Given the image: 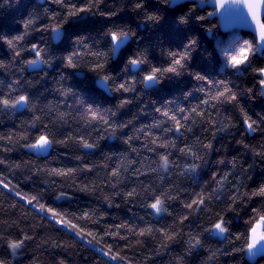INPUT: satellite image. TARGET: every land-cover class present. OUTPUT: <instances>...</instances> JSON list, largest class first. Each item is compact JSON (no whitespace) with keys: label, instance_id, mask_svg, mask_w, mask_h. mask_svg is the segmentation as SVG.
Listing matches in <instances>:
<instances>
[{"label":"snow or ice","instance_id":"6c2138e0","mask_svg":"<svg viewBox=\"0 0 264 264\" xmlns=\"http://www.w3.org/2000/svg\"><path fill=\"white\" fill-rule=\"evenodd\" d=\"M170 11L176 13L174 31L193 25L200 31H188L179 44L165 43L161 34L157 44L145 47L139 42V23L134 30L123 22L130 16L156 29ZM19 24L15 34L0 32V47L9 53L0 59V69L8 74L0 80V116L14 120L29 114L0 132V208L2 197L11 196L16 202L8 207L19 212L14 219L7 212L8 219H0V264H19L17 258L29 245H34L31 264H41L35 252L48 249L59 250L53 264H69L67 256L80 250L98 257L93 264H151L154 256L177 243L183 252L173 256L172 264H186V257L201 249L208 253L202 264H220V257L257 264L264 258V178L256 187L249 183L257 162L264 165V112L252 116L245 107V101L264 99V64L256 63L258 55L264 56V0H36ZM205 32L236 72L221 78L190 67ZM125 45H131L126 66L141 69L145 87L185 73L192 86L181 88L179 95H148L145 100V94H137L134 77L120 78L109 63ZM153 50L161 57L155 62ZM28 70L43 75L29 79ZM51 71L54 87L45 91L56 98L45 101L43 92L33 90ZM82 73L83 82L90 81L102 95L118 94L117 103L104 107L79 88L81 80L75 78ZM246 73L251 87L237 82ZM132 105L136 112L119 121L118 114ZM141 117L150 123L137 127ZM130 126L131 133L125 134ZM239 128L244 137L261 136L256 143H245L243 137L236 141L250 153L251 162L221 157L212 162L209 178L201 179L212 155L226 151L223 145L216 147L217 138ZM112 137L126 151L102 152L100 159H92ZM141 139L140 147H134ZM57 147L74 166H52L59 155L48 159L44 154ZM21 149L35 158L8 159ZM17 174L24 182L36 178L39 183L25 193L13 183ZM189 180L194 187L184 186ZM74 191L94 197L97 206L71 210ZM121 205H131L129 219L114 216L106 223L107 210ZM168 217L172 222L159 227L152 222ZM207 221L211 227H205ZM148 239L151 248H146ZM208 239L223 247H211ZM137 248L146 249L142 260L124 254Z\"/></svg>","mask_w":264,"mask_h":264},{"label":"trees","instance_id":"16d2710c","mask_svg":"<svg viewBox=\"0 0 264 264\" xmlns=\"http://www.w3.org/2000/svg\"><path fill=\"white\" fill-rule=\"evenodd\" d=\"M36 0H0V32H11L12 34H15L16 31L21 27L19 24V21L26 17L27 13L32 9L33 3H35ZM109 3H111V0H108ZM211 10V9H209ZM175 12H168L166 14V18L164 22L156 28L154 31L151 32H145L141 33V36L144 37L146 40H155L158 37L161 36V34L164 35L167 43H175L179 44L182 42L184 36L187 34L188 31H200L198 28H196L195 25L191 26L189 29H180L178 31L173 30V20L175 16ZM129 24H131L132 28L136 29V22L129 16H125L124 21ZM215 24L216 21H213ZM201 36H203V33H201ZM248 38V37H245ZM211 42H208V47H211ZM135 47V45H133ZM131 45L128 46V48L125 50V52L121 53V59H123L126 55L130 54L127 51H130ZM9 55L7 49L5 47H0V59L6 58ZM151 56L155 60L161 59L159 56L158 50H153L151 53ZM199 58H197L198 61ZM219 61L217 60L216 63ZM257 64H264V56H259L256 61ZM120 66V62H116L112 65L114 71H118ZM199 67L203 70L214 72L215 65H209V64H199ZM15 71V69H13ZM47 71V69H46ZM25 75L29 79H38L40 76L43 75V73L39 72H33V71H26ZM55 75L54 71L49 72L48 77L41 82L37 86L36 89L33 90L34 93H44L43 99L45 101L47 100H54L55 94L51 91H45V89H51L54 87L52 83L51 77ZM8 78V74L3 70L0 69V80H6ZM221 78H224L221 76ZM76 81H80L79 79L75 78ZM238 83L241 84V86H248L251 87L253 80L251 75L245 74L243 77H241L238 81ZM193 84V81L189 78L185 77L183 81L176 82V83H165L162 85L159 89L155 90L152 94L153 99H156L157 97L163 98L168 95H172L177 92L178 89L181 87L183 88H189ZM82 90H88L92 94V96L96 99L97 103L101 104L104 107L112 106L117 103L118 94L117 96H109L108 94L104 93L101 94L102 90L96 88L94 89V85L91 84V82H83L80 81V83L77 85ZM147 99V96H145V100ZM71 103V101H69ZM245 107L247 108L249 115L255 116V113L264 112V99L256 100L253 102H247L245 101ZM136 105L129 106V108L122 110L118 114V120L123 121L131 117L132 113L136 112ZM29 114L27 112L17 115V118L14 120H10L7 115L0 116V132L5 131L6 129L13 128L16 125L19 124V121L21 119L28 118ZM141 123L147 124L150 123V118L148 117H141L139 120L135 122L136 126L138 127ZM125 134L131 133V126L128 129L123 130ZM244 138L245 143H256L261 139V136L257 134L255 137L247 136L244 137L243 129L239 128L234 130V135L229 136H221L217 138L216 147L220 148L221 145L224 146L225 150H221L218 153H214L209 161V166L203 169L201 179H208L209 178V170L215 165L212 163L213 161L221 158V157H228L231 158L233 156H239L241 160L247 161L248 163L251 162V156L250 153H245L242 145L237 144L236 141L240 140L241 138ZM143 142V140L136 141L133 146L139 148L140 144ZM127 146L121 143L119 139H116L114 141H111L110 138L106 140L105 142L101 143L100 150L95 153V155L92 157V159H100L102 152L107 151H116V152H124L126 151ZM64 149L57 147L55 149L50 150V154L46 153L48 159H52L53 156L59 155V159L57 161H54L52 166L53 167H62L64 165H67L69 167L74 166V162H72L68 157L64 156ZM143 155L147 156L150 155L147 152H144ZM29 159V158H35L34 156L30 157L28 154L27 149H21L12 153L8 154V159L12 161H19L21 159ZM132 158L136 159V155L133 153ZM154 158V157H153ZM138 166V165H137ZM245 167H247V163H245ZM0 171H4L3 166H0ZM264 178V165H261L259 161L257 162L255 172L253 173V181L249 182L250 187H256L257 183L261 182V179ZM11 179V177H10ZM83 179V177H81ZM58 182L59 179L57 178ZM13 183H19L20 189L25 192H31L32 189L39 183L36 178H34L33 182H24L22 177L17 174V178L13 179ZM185 187L189 186H195L191 180L187 181L184 185ZM198 190V189H197ZM3 207L0 208V219H8V216L5 215V213H9L12 215V218L14 219L16 216L19 215L18 210H13L8 207L9 203H15L16 200H14L11 196H3ZM119 199L117 200V203H119ZM89 205L97 206L96 201L94 197L88 196L84 193H79L76 195V199L73 200L71 204V210L76 211L78 208H87ZM65 207H69L68 204L64 205ZM128 207H131V205L125 206L121 205L119 209H108V217L106 219V223H112L114 216H119L122 219H129L131 213L128 211ZM178 205H174L173 208H178ZM173 209L170 208V211ZM133 211L139 213V215L144 216L145 210L140 209L139 207H134ZM119 223V221H116ZM153 224H155L157 227L162 226L165 223H171L172 218L168 217L166 219L161 220H153ZM22 227L24 225H21ZM13 232L16 231V229L12 230ZM187 231V229H185ZM40 235H43V232H40ZM110 242V241H109ZM146 248L153 247V241L151 239H148L145 241ZM207 244L211 247H223V245H220L217 243L215 239H208ZM121 247H123V243H121ZM183 245L181 243L173 244L171 245L170 249L165 252H161L158 256H154L152 258L151 264H172L173 256L182 253L183 252ZM34 245H29V248L25 250V252L19 256L17 259L19 261V264H31V261L33 259V251ZM145 250H141L139 248L132 250V249H125L124 254L129 256L131 259L135 260H142L143 255L145 253ZM59 254V250L54 249H48L47 251H36L35 256L39 259L41 264H53L55 257ZM208 255L206 249H201L198 252H194L191 256L186 257V264H202V261L205 259V257ZM67 259L69 260V264H93L94 259H98V257H94L92 253L89 250H80L78 255H72L67 256ZM220 264H237L236 260H233L229 257H220ZM257 264H264V258L259 259Z\"/></svg>","mask_w":264,"mask_h":264},{"label":"clouds","instance_id":"9594fccd","mask_svg":"<svg viewBox=\"0 0 264 264\" xmlns=\"http://www.w3.org/2000/svg\"><path fill=\"white\" fill-rule=\"evenodd\" d=\"M159 2L163 3V0H159ZM136 23H139L138 31L140 33L151 32L155 30V29L149 30L148 28L145 27L143 22L137 21ZM221 33L223 34V28H221ZM161 39L163 38L160 36L155 40H146L144 36L143 39H141L139 42L141 43L142 46L149 47V46H153L157 44V42ZM132 40L133 38L130 37L128 43L132 44ZM164 42L167 43L166 40ZM208 42H211V45H212L211 47H208ZM54 45H55V42H54ZM127 48L128 46L125 45L123 48L119 49L115 54H112L109 63L113 65L116 62H120L119 70L115 71V73L118 74L120 78L127 77L128 79H132L134 77L137 94L143 93L145 94V96L152 95L155 90L159 89L165 83L180 82V81H183L185 77L192 80V77L188 75L187 73H185L182 77H177L175 80H168V79L162 78L159 82L154 81L152 82L150 86L145 87V83L142 80L141 69L138 66H134V65L126 66L127 65V55L123 59H121V53L125 52ZM197 58H199L198 61H197ZM217 60L219 61L218 63H216ZM189 63L192 69L200 70V71H206V70L201 69L199 67V64L206 63L209 65H215L214 72H209V71H206V72H208L209 74L219 75L223 77H227L237 71V69L226 66L224 58L220 55L219 50L216 48V41L206 32L203 33V36H201V47L194 51L192 59ZM85 73H87V69H85ZM129 73H131L132 75H129ZM76 78L81 81H85V74L83 73L79 74L76 76ZM180 89L177 90L176 92L177 95H179ZM109 96H114V95H109ZM110 140L114 141L115 137L110 138ZM78 194L79 192H75V191L73 192V195H78ZM211 224H212V221H207L205 223V227H211Z\"/></svg>","mask_w":264,"mask_h":264},{"label":"water","instance_id":"95a60500","mask_svg":"<svg viewBox=\"0 0 264 264\" xmlns=\"http://www.w3.org/2000/svg\"><path fill=\"white\" fill-rule=\"evenodd\" d=\"M31 71V70H30ZM46 154V153H45ZM258 262V261H257Z\"/></svg>","mask_w":264,"mask_h":264}]
</instances>
